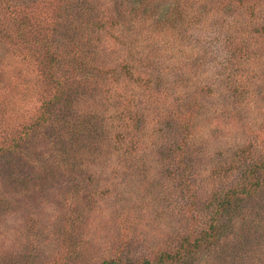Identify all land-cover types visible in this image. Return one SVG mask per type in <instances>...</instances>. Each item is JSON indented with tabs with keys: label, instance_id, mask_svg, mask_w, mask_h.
<instances>
[{
	"label": "rangeland",
	"instance_id": "374dc122",
	"mask_svg": "<svg viewBox=\"0 0 264 264\" xmlns=\"http://www.w3.org/2000/svg\"><path fill=\"white\" fill-rule=\"evenodd\" d=\"M80 1L0 0V264H264V0Z\"/></svg>",
	"mask_w": 264,
	"mask_h": 264
},
{
	"label": "trees",
	"instance_id": "16d2710c",
	"mask_svg": "<svg viewBox=\"0 0 264 264\" xmlns=\"http://www.w3.org/2000/svg\"><path fill=\"white\" fill-rule=\"evenodd\" d=\"M79 2H81L79 0ZM227 2V1H226ZM130 12H133V10L131 9ZM264 30V28H263ZM145 36L140 37V34H135L136 36L133 38L132 42L134 41L135 43H138V41H142V40H147L150 38V35H148L147 33H144ZM264 34V31H263ZM152 38V37H151ZM137 48V45H134V49ZM71 57H73V52L71 53H66L65 55H62V59L66 62H70ZM89 62L86 61L84 66H87ZM75 86V82H72V86ZM150 88V87H149ZM231 88H234L233 90H236L233 85H231ZM124 98V100H126L127 97H122ZM194 102L193 103H198L197 98H194ZM193 103H191V106L193 107ZM199 105V103H198ZM190 110V109H188ZM187 110V111H188ZM51 116V115H50ZM64 115H62L61 117H63ZM66 117V116H65ZM59 116L57 115V113H53L50 123H48V126L53 130H58L60 128V123H59ZM73 120V119H72ZM70 121V123L72 124H68L66 129L68 130L70 127L75 128V122L74 121ZM72 132H75L73 130H71ZM15 145H19V143L15 142ZM15 147V146H14ZM14 147H10L9 149H3V147H0V158L2 155L7 154L12 152V148ZM3 157V156H2ZM1 161V160H0ZM72 162H76L75 160ZM251 165H247L243 167V169L241 168V177L239 178V181H237V183L235 185H232L231 187H229L228 191H225V193H223L224 197L220 200L215 199L214 197L216 196V191L212 194V196L209 198L208 204H212L214 206H216L217 208L219 207H223L225 205H228L229 207L232 206V204L235 201L240 200L241 197L239 196H248V197H252L254 194H256L257 192H259V188L261 187V180L259 177V174H262L264 172V162L261 161L259 162H254L252 161L250 163ZM10 167L8 165H4L3 167H1V171L7 173L5 175V177H13L11 176V172L10 171ZM220 193H222L221 190H219ZM205 238V234L201 233L196 239L197 242L195 241V246L197 244H199L202 240H204ZM167 261V258L163 256V254H161L160 256L156 257L153 260H149V259H143L141 261L140 264H165V262ZM101 264H123L119 261L116 260H104L102 261Z\"/></svg>",
	"mask_w": 264,
	"mask_h": 264
}]
</instances>
